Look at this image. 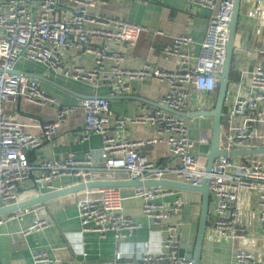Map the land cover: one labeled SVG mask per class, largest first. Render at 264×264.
Wrapping results in <instances>:
<instances>
[{"label":"built area","instance_id":"obj_1","mask_svg":"<svg viewBox=\"0 0 264 264\" xmlns=\"http://www.w3.org/2000/svg\"><path fill=\"white\" fill-rule=\"evenodd\" d=\"M111 0H69V14L59 13L60 0H44L39 11H29L17 0L0 2V208L21 201L20 194L32 182L40 193L55 190L54 181L63 177L74 178L77 184L96 181L110 173H126L131 179L165 180L173 175L179 182L199 186L207 176L195 152L196 142L190 137L187 118L157 109L152 114L133 117L116 115L106 97L88 96L79 107L64 106L39 87L36 80L14 74L20 59L43 65L48 71L65 79L86 84L94 89L109 86L115 93L127 96L134 81L150 80L167 83L168 92L162 105L185 113L191 92L212 93L219 88L217 75L222 73L226 61V47L230 38V24L234 13V0H185L188 8L210 13L209 27L199 57L191 59L183 49L192 43L186 35L177 37L166 48L167 57L179 59V65L168 71L146 61L141 69L124 68L125 56L112 50L113 44L134 46L146 29L123 19L104 14L98 9ZM264 3V0H262ZM77 50L94 56L92 68L66 67L59 51ZM257 64L250 70H241L242 79L233 96V105L227 116L232 136L224 135L226 151L259 146L264 147V132L257 128L264 122L258 116L264 107V47L255 51ZM21 99L30 103L55 106L56 116L51 122L39 125L38 134L31 133L14 118L6 114V105H17ZM80 109L84 115L82 143L91 135H99L102 146L87 150L84 157L69 153L60 159H47L31 163L27 153L37 150L58 135L62 125ZM242 123L235 127V119ZM130 125L152 126L154 136L148 141H132L122 136ZM200 143H208V134L200 133ZM166 143L170 154L179 161L172 169L157 165L136 148L145 144ZM210 177V192L216 199L210 215L212 227L220 238L243 239L245 228L239 225L236 203L242 191H258L264 187V163L255 159L238 165L229 157L215 160ZM135 196L143 201V214L156 227L163 228L165 239L158 253H143L137 264H193L182 258L180 252V226L169 222L181 211L177 199L173 205L159 200L171 194L164 187H136ZM85 198L77 204L82 231L105 237L111 233L121 243L130 239L141 228L123 214L120 188L103 187L87 190ZM260 223L264 234V189L259 194ZM28 209L0 217V225L7 220H22ZM51 227L48 220L36 219L24 235ZM120 257V255H118ZM33 264H72L51 260L44 251L32 253ZM234 264H263L248 250H237Z\"/></svg>","mask_w":264,"mask_h":264},{"label":"crops","instance_id":"obj_2","mask_svg":"<svg viewBox=\"0 0 264 264\" xmlns=\"http://www.w3.org/2000/svg\"><path fill=\"white\" fill-rule=\"evenodd\" d=\"M9 0H0L7 3ZM27 10H40L44 0H17ZM69 0H60L59 13L69 14L71 11ZM98 11L144 27L134 46L128 44H113L112 50L125 56L124 68L129 70L141 69L146 61L155 66L173 71L179 65V59L167 57L165 50L177 37L186 35L192 38V43L183 49L191 59L199 57L201 46L205 40L210 13L206 10L188 8L185 0H111L108 5ZM0 37L2 32L0 31ZM231 83L223 106L224 135L232 136L227 122V116L233 105L234 92L242 79L241 70H250L258 62L255 51L264 47V3L262 0H241L239 25L235 39ZM59 55L63 64L69 68H92L94 56L83 54L77 50H60ZM15 72L28 75L27 78L36 80L39 87L59 103L69 107H79L81 101L88 96L106 97L111 110L119 116L133 117L137 114H152L163 103L168 92V84L150 80L134 81L131 92L127 96L118 95L109 86L94 89L86 84L65 79L61 75L48 71L43 65L20 59L15 66ZM237 73L238 78H234ZM38 75L40 79L31 78ZM25 76V77H26ZM218 90L212 93L191 92L185 113L188 118L190 137L196 142L195 152L197 160L203 169L208 165V157L213 149L214 118L212 116L193 117L197 112L212 113L217 105ZM8 117L18 120L25 130L38 134L39 125L55 119V106L36 105L21 99L17 105H6ZM168 113L167 111H165ZM194 114V115H193ZM258 116L264 120V107H260ZM242 118L235 119V127L242 123ZM85 119L82 111L72 115L67 123L62 125L58 135L51 142H45L35 151L27 153L31 163L37 164L47 159H60L69 153L81 159L87 150H98L102 146L99 135H91L90 139L82 143L80 136L84 131ZM259 131L264 132V122L258 123ZM208 134V143H200V133ZM123 137L132 141H148L154 136L152 126L130 125ZM222 143V142H221ZM223 144V143H222ZM221 149L223 145H221ZM137 152L161 166L169 165L172 169L179 166L166 143L158 145L145 144L136 148ZM259 158V157H258ZM235 165L249 158H231ZM264 163V157L256 159ZM131 177L126 173H110L99 176L101 181H126ZM167 181H177L173 175H167ZM77 185L74 178L63 177L54 181L55 190L46 193L31 182L20 194L21 201L32 199L40 194L58 192ZM97 189V188H96ZM99 189V188H98ZM134 187L120 188L123 197V214L135 223L141 224L133 236L119 243L113 234L101 237L98 233L82 231L77 204L85 198V192L66 195L51 199L44 204L28 209L22 220H7L0 225V264H33L32 253L44 251L54 261L72 264H137L143 253H158L162 250L165 239L163 228L156 227L152 220L143 214V201L135 196ZM172 193L160 199L167 205L179 199L182 203L181 211L169 222L180 226V242L185 245V258L195 260L199 227L202 219L203 196L199 192L169 189ZM258 191H242L236 203L239 225L245 228L243 239H224L214 231L212 220L209 218L208 227L204 235L202 251L199 254L200 264H234L233 255L237 250L252 252L264 264V234L260 223ZM216 205V199L211 194L209 216ZM26 210V209H25ZM36 219L48 220L51 227L31 234L24 235V231L33 227ZM120 255V257L118 256Z\"/></svg>","mask_w":264,"mask_h":264},{"label":"water","instance_id":"obj_3","mask_svg":"<svg viewBox=\"0 0 264 264\" xmlns=\"http://www.w3.org/2000/svg\"><path fill=\"white\" fill-rule=\"evenodd\" d=\"M240 4H241V0H234V13H233L232 21L230 24V38H229V41L226 47V61H225L222 73L216 76L219 79L218 101H217L216 108L211 114L205 113V112H197L195 113V115L193 114L194 115L193 117L212 116L214 118L213 149H212L211 154L208 157V165L205 169L207 176L204 177L203 181L201 182L199 186H193V185L186 184V183L179 182V181H167V180H157V179L142 180L141 178L130 179L126 181L124 180L123 181L96 180V181H91L87 183L77 184L73 187H70V188H67V189H64L58 192L49 193V194H40L29 200H24V201H20L12 205L3 206L0 208V217H4V216H7L15 212L23 211L33 206L44 204L46 201H49L51 199L60 198L66 195L76 194L79 192L96 189V188H103V187H117V188L134 187L136 188V187L158 186V187H164V188H169V189L199 192L203 196L202 219H201V223L199 227L197 245H196V250H195L196 251L195 260L192 261V263L200 264L199 254L202 251L204 235L208 227V220L210 218L209 203H210L211 192H210V177L208 175L212 171V167H213L215 160L223 156L229 157V158L264 157V147H259V146L240 147V148H235L229 151H226L225 149H221V145L223 143V137H222L223 117H224L223 106H224L225 99L227 97L229 85L231 83L230 76L232 72L234 52L236 50L235 39H236V34H237V28L239 25ZM14 74L22 75V73H18V72H14ZM30 77L34 79H40L38 75H31ZM158 109L167 111L168 113L176 114L180 117H184L187 119L191 117V115H188L186 113L175 112L164 105H160ZM185 248H186L185 245L180 246L179 255L182 258H185Z\"/></svg>","mask_w":264,"mask_h":264},{"label":"trees","instance_id":"obj_4","mask_svg":"<svg viewBox=\"0 0 264 264\" xmlns=\"http://www.w3.org/2000/svg\"><path fill=\"white\" fill-rule=\"evenodd\" d=\"M237 75H238L237 73H234V78H235V79H237V78H238V76H237ZM257 158H258V157H251V158H249V160H251V159H255V160H256Z\"/></svg>","mask_w":264,"mask_h":264},{"label":"rangeland","instance_id":"obj_5","mask_svg":"<svg viewBox=\"0 0 264 264\" xmlns=\"http://www.w3.org/2000/svg\"><path fill=\"white\" fill-rule=\"evenodd\" d=\"M257 159H260V157H259V158H257Z\"/></svg>","mask_w":264,"mask_h":264}]
</instances>
